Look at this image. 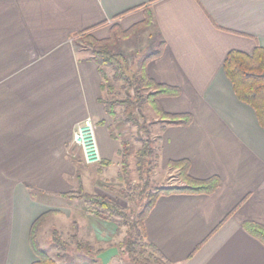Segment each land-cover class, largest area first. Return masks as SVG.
<instances>
[{
    "label": "crops",
    "instance_id": "crops-1",
    "mask_svg": "<svg viewBox=\"0 0 264 264\" xmlns=\"http://www.w3.org/2000/svg\"><path fill=\"white\" fill-rule=\"evenodd\" d=\"M147 12L145 29L154 28L155 50L163 49L146 72L180 90L160 105L192 117L160 133V169L187 160L191 177L217 176L220 184L210 195L159 197L144 221L146 240L172 264H264V245L242 226H264V130L222 70L229 51L264 48V0H0V264L36 261L30 229L48 215H76V239L93 247L119 235L114 222L60 197L81 187L116 202L108 182L99 183L117 167L119 149L99 103L102 79L89 50L72 38L94 27L97 41L116 27L132 33ZM86 119L105 122L96 138L111 164L101 170L86 166L72 143ZM68 202L79 203L78 211Z\"/></svg>",
    "mask_w": 264,
    "mask_h": 264
},
{
    "label": "trees",
    "instance_id": "trees-1",
    "mask_svg": "<svg viewBox=\"0 0 264 264\" xmlns=\"http://www.w3.org/2000/svg\"><path fill=\"white\" fill-rule=\"evenodd\" d=\"M146 14L143 25L140 24V27L150 26V13L147 12ZM94 28L75 34L72 39L87 35L88 39L92 40L90 32ZM129 33L131 32H122L117 27L113 28L107 40L97 41L93 39L90 41L93 47L89 49V52L90 59L97 64L102 79L100 85L102 96L99 98V103L104 106L105 113L110 120L108 133L110 138L118 141L119 144L117 156H119L121 171L117 175V179L123 180L124 178L125 180L128 177L131 144L122 136L120 138L114 135L113 128L116 127L120 130L127 124L134 126L136 140L140 142V148L134 155L137 182L133 184L125 180L126 186L118 190V194L127 202H134L135 198H138L139 203L142 201L141 198H147V200L141 209L134 211L121 208L117 203L106 197L85 193L81 187L61 194L60 197L67 201H81V209L85 215L107 222H114L118 231L120 228H125L121 242L114 247L118 249V256H123L128 264H172L160 254L155 246L147 242L144 230L145 219L159 197L176 194L210 195L219 187L220 179L217 176L205 180L195 179L188 174L189 163L187 160L170 161L168 163L169 168L179 167L181 169L184 185L180 187L159 186L152 193L146 192L148 174L157 166L159 160L161 136L157 135L152 138L151 123L145 119L142 112L143 105H147L157 116L161 123L160 133L170 126H187L191 123L192 117L190 114L174 115L166 113L160 105V99L163 97H177L180 90L176 87L157 84L146 72L148 62L160 56L163 49L162 43L156 51L140 59V62L136 58H131L129 61V57L112 51L111 48L115 45L117 39H126ZM107 70L113 74L109 76ZM222 70L232 87L236 99L252 109L258 125L264 130V48L256 46L249 54L229 51L223 61ZM116 83H120V90L124 93L123 98L120 97V92L115 88ZM117 106L123 109L121 118V115L118 116L115 111ZM99 124L104 125L105 122L102 121ZM155 143L157 144L156 154ZM110 164V161L102 160L97 165V169L101 170ZM42 218L40 217L34 221L29 233L30 248L36 258V261L32 264H60L42 250L37 243V230ZM242 226L246 233L264 245V226L255 222H244ZM54 233L55 239L53 238V242L55 244L57 242L58 246L64 244L56 236L57 232ZM71 238L78 241L75 235H72ZM61 248H64V245ZM76 248L82 252L84 251L86 255H90V246L80 244ZM103 251L100 249L96 254Z\"/></svg>",
    "mask_w": 264,
    "mask_h": 264
},
{
    "label": "rangeland",
    "instance_id": "rangeland-1",
    "mask_svg": "<svg viewBox=\"0 0 264 264\" xmlns=\"http://www.w3.org/2000/svg\"><path fill=\"white\" fill-rule=\"evenodd\" d=\"M154 34L155 30L154 28L145 29V27H140L136 29L134 32L131 33V37L125 41L122 42V40L117 39L115 42V45L111 48L113 52H119L122 53L125 57H129V61L131 58H136L139 62L140 59L147 56L155 50V41H154ZM79 39V40H78ZM77 43L80 45L81 48L85 50L92 49V45L90 44V39H88L87 35H83V37L78 38ZM107 73L109 76H111L113 73L109 70H107ZM115 88L118 92H120V97H124V93L120 90V83L115 84ZM115 111L120 118L122 117V107L117 106L115 108ZM146 121L150 122V129H151V136L152 138H155V136L160 135V128L161 123L159 122L157 116L151 111V109L147 105H143L142 110ZM110 120L108 121V123ZM97 126H100V124L95 125V128ZM114 135H117L121 138H125L128 141H130L131 144V157L129 160V169H128V177L125 180L130 181L131 183L135 184L137 182V172H136V159L134 158L135 152L140 148V142L136 140V129L134 126H131L129 124L124 125L120 130L116 129V127L113 128ZM97 139V138H96ZM99 148V146H98ZM155 148V154L157 153V144H154ZM100 152V151H99ZM101 155V154H100ZM103 160V159H102ZM114 164L117 165L118 170L119 169V156H117L114 160ZM160 159L158 160L157 166L152 169L150 174H148V183L146 185V192L152 193L156 187L159 186H170V187H180L184 185L183 178L181 177V169L176 167L169 168L167 165V169L163 170L160 169ZM93 167H97L93 166ZM116 166H111V168L106 170V173L104 176L100 178L101 185H103L105 182L108 184H111V191L109 194L114 198L121 208H125L127 210L132 209L134 211H138L142 208L143 204L147 200V198H141L142 201L140 203L138 202V198L134 199V202H127L124 200L119 194L118 190L121 188H125L126 183H124L123 180L117 179L115 176L117 171ZM120 172H118L119 174ZM92 175L95 173L92 172ZM117 174V175H118ZM91 177V175H90ZM113 177L112 180L110 178ZM107 178L108 180H104ZM100 185V186H101ZM105 185V184H104ZM106 186V185H105ZM102 187V186H101ZM104 193V192H103ZM146 196V194H144ZM144 200V201H143ZM71 209L77 210L76 205L73 204H79V203H71ZM78 206V205H77ZM81 210V208H80ZM66 212V215H54L53 217L48 215L46 219H43V222L40 224L37 230V241L38 245L41 249H43L52 259H54L56 262H64L65 264H83L85 262H88L89 264H102L98 259L96 252L100 249L107 250L111 247H114L112 244L113 242H119L120 239L124 235L125 228H120L118 232L119 235H117L116 239H114L111 244H101L102 247L97 246L93 247L92 244L81 242L73 240L71 237L72 235L76 234V229L74 228V224H76V219L78 218L76 215ZM78 215V214H77ZM53 228V229H52ZM56 233V236L60 239L61 242H64V244H60L58 246V243L56 244L53 242L54 238V232ZM52 237L51 241L50 238ZM55 239V238H54ZM83 239V238H80ZM84 244L86 246H92L90 250V255H86L84 251L78 250L76 247L77 245ZM115 244V243H114ZM64 245V248H61V246ZM117 245V244H115ZM57 246V247H56ZM80 251V252H79ZM83 261H82V260ZM108 264H128L124 259L123 256H117L111 258L110 262Z\"/></svg>",
    "mask_w": 264,
    "mask_h": 264
},
{
    "label": "built area",
    "instance_id": "built-area-1",
    "mask_svg": "<svg viewBox=\"0 0 264 264\" xmlns=\"http://www.w3.org/2000/svg\"><path fill=\"white\" fill-rule=\"evenodd\" d=\"M72 143L75 145L86 166H96L102 161L96 139L95 123L91 119L84 120L76 127L72 135Z\"/></svg>",
    "mask_w": 264,
    "mask_h": 264
},
{
    "label": "water",
    "instance_id": "water-1",
    "mask_svg": "<svg viewBox=\"0 0 264 264\" xmlns=\"http://www.w3.org/2000/svg\"><path fill=\"white\" fill-rule=\"evenodd\" d=\"M118 249L116 247H111L107 250H104L103 252L99 253L97 255V259L102 263V264H108L113 257L118 256Z\"/></svg>",
    "mask_w": 264,
    "mask_h": 264
}]
</instances>
